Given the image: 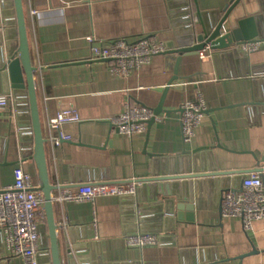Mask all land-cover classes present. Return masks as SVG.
Returning <instances> with one entry per match:
<instances>
[{
  "label": "crops",
  "instance_id": "1",
  "mask_svg": "<svg viewBox=\"0 0 264 264\" xmlns=\"http://www.w3.org/2000/svg\"><path fill=\"white\" fill-rule=\"evenodd\" d=\"M230 1L194 0L199 34L203 22L212 21ZM175 3L176 0H23L31 59L37 68L42 127L48 140V170L57 187H74L85 180L115 183L165 176L184 168H188L185 172H236L258 165L252 153L259 159L264 156V42L250 54L239 48V57L230 50L216 52L215 72L203 71L198 53L183 56L178 66L179 76L185 78L178 85L182 90H170L164 107L168 112L162 113L150 128L147 124L145 134H121L111 130L109 119H95L65 128L73 140L59 145L53 142L56 133L51 131L49 120L61 109H77V104L75 97H64L65 89L52 86L48 66L92 61L88 67L90 91L119 94L122 108L126 103L138 104L147 90L168 84L174 76L177 57L157 54L150 63L123 78L111 74V61L93 60L92 48L142 36L165 42L167 52L188 46L173 24ZM248 4L252 10L262 6L259 32L264 36V0H248ZM17 48L13 0H0V64L14 56ZM13 91L8 73L0 72V96ZM23 91L18 93L25 105L27 94ZM199 98L205 102L206 110L215 112L205 114L192 142L186 144L181 104ZM110 107L106 102L102 111ZM17 111L14 100L6 109H0V191L14 183L17 166L24 167L39 185L31 116L27 110ZM211 117L218 123L230 124L232 135L227 146L221 143L222 148L216 147ZM203 147L211 149L197 155L183 154L186 149ZM247 174L168 181L164 183L168 187L166 195L158 187L141 184L140 202H123L117 196L100 197L95 203L54 202L56 221L64 226L60 230L61 247L65 250L73 244L80 245L86 264H264V219L246 230L241 218L223 217L221 212L226 190L239 187ZM124 206H136V210H123ZM44 221L43 240L50 248ZM142 230L157 233L159 243L143 249L129 246L126 237ZM251 242L259 253L238 260L252 251ZM41 258L42 264L50 261L47 255ZM0 264H25L21 257L10 255L1 232Z\"/></svg>",
  "mask_w": 264,
  "mask_h": 264
},
{
  "label": "built area",
  "instance_id": "2",
  "mask_svg": "<svg viewBox=\"0 0 264 264\" xmlns=\"http://www.w3.org/2000/svg\"><path fill=\"white\" fill-rule=\"evenodd\" d=\"M197 10L194 0H176L172 17L179 37H185L195 43L199 35ZM35 13V12H34ZM181 17L178 18V16ZM180 25V28H176ZM216 41L205 43L198 52L203 71L215 72L213 59ZM263 42L253 41L243 44L240 49L250 54L259 50ZM167 44L155 37L142 36L137 39H116L107 44L93 46V60H110V72L115 77H129L132 72L151 62L160 53L167 52ZM66 94V91H65ZM64 97H69L67 94ZM70 98V97H69ZM15 100L12 94L0 96V109H6L10 101ZM183 136L186 144L192 142L196 129L205 118L206 105L202 98L182 102ZM154 117L153 110L140 104L126 103L122 111L112 117L110 122L121 134L128 136L142 135L147 132V123ZM79 111L74 108L59 110L50 120L49 127L56 135L52 138L56 145L62 141L73 140L65 128L78 126L82 122ZM138 179L120 182L81 181L74 187H62L53 194L56 203L93 202L100 197L117 196L121 201H141V184ZM32 175L22 166L14 170V183L0 191V232L4 236L7 250L12 257H21L25 264H41L42 256L50 257L44 236L45 199L42 192L35 191ZM222 216L241 218L246 230L252 229L258 220L264 219V181L259 172L245 175L237 188L226 190L222 200ZM44 221V222H43ZM64 228L59 225V230ZM131 247L143 249L157 245L160 236L151 231H137L126 237ZM72 246V245H71ZM49 254V255H48Z\"/></svg>",
  "mask_w": 264,
  "mask_h": 264
},
{
  "label": "water",
  "instance_id": "3",
  "mask_svg": "<svg viewBox=\"0 0 264 264\" xmlns=\"http://www.w3.org/2000/svg\"><path fill=\"white\" fill-rule=\"evenodd\" d=\"M13 5L16 12L17 25H18V48L14 56L7 62L0 64V72L8 73L11 88L14 89L13 95L16 101L17 112H24L27 110L31 116V129L33 132V154L34 160L38 169L39 185L34 188L35 191L42 192L45 199L44 209L46 212V226L48 230V238L50 243V261L48 264H86L84 260V253L80 252L82 247L79 245L68 246L65 250L60 244V230L59 224L55 218V203L53 194L61 190L51 182L47 156L46 145L48 144L47 138L44 136L40 106L38 100V92L36 85V72L37 68L33 66L30 52V44L27 29V19L24 10L23 0H13ZM262 7V6H261ZM260 6L256 9H250L248 0H231L221 11L215 13L212 21L208 24L203 22V31L197 36V40L193 43L191 40L188 46H181L173 48L166 52L167 56H176V66L174 68V76L168 84L161 88H152L144 93V100L138 104L151 108L154 117L148 121V127L164 112H168L164 107L168 99L170 90L181 91L180 84L184 83L183 77L179 76L178 66L183 56L198 53L205 43L213 40L216 41L213 49L216 52L230 50L238 57L240 56L239 48L247 43L253 41L264 42V36L259 32V24L262 20V8ZM110 61V60H104ZM92 61L82 60L78 62H70L63 65L48 66V70L52 80V86L55 89H65L69 97H75L77 110L83 121L86 120H106L111 119L116 114L122 111V101L119 100L121 96L118 94H98L89 90L88 83L91 82L90 71L88 67ZM24 90L27 94L26 104L20 102L18 93ZM23 91V92H24ZM118 100L113 106V102ZM106 102L111 104L109 111H102V106ZM215 109L205 110V114L210 116ZM214 126V133L216 138V147H221V143L227 146V141L230 139L232 133L228 127L229 123H218L211 117ZM111 124V130L115 129ZM119 132L117 129H115ZM224 148V147H223ZM211 147L198 148L196 150H184V155L199 154L200 152L209 151ZM225 149V148H224ZM232 151L231 149H226ZM248 152V151H247ZM257 160L258 165L255 168L236 171H206L198 172L193 170L185 172L184 168L179 173L165 175V176H151L146 178H139L137 181L144 185H152L158 187L163 195L168 194V181H177L184 179H205L223 177L229 175H243L253 171L260 173L264 179V156L258 158L252 153ZM125 204V203H124ZM134 212L136 206H124L122 208ZM222 211V210H221ZM252 244V251L239 256L238 260L242 261L245 257L258 254L259 250ZM42 264V262H41ZM46 264V263H44Z\"/></svg>",
  "mask_w": 264,
  "mask_h": 264
}]
</instances>
